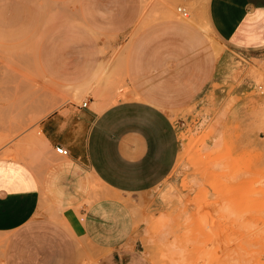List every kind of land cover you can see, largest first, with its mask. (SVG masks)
Masks as SVG:
<instances>
[{
  "label": "crops",
  "instance_id": "1",
  "mask_svg": "<svg viewBox=\"0 0 264 264\" xmlns=\"http://www.w3.org/2000/svg\"><path fill=\"white\" fill-rule=\"evenodd\" d=\"M180 16L164 0H0V53L17 65L15 76L89 95L62 102L46 92L33 108L40 141L31 142L46 153L69 149L41 178L0 156V237H8L0 264H150L132 249L133 204L159 213L167 202L158 190L172 205L181 196L182 141L170 111L208 119L230 109L240 94L228 87L238 81V56L264 61L246 56L264 49V0H208L204 19ZM246 103L252 108L240 117L231 109L226 120L240 126L243 147L253 141L264 152V98ZM43 195L83 246L47 215L34 219Z\"/></svg>",
  "mask_w": 264,
  "mask_h": 264
},
{
  "label": "rangeland",
  "instance_id": "2",
  "mask_svg": "<svg viewBox=\"0 0 264 264\" xmlns=\"http://www.w3.org/2000/svg\"><path fill=\"white\" fill-rule=\"evenodd\" d=\"M207 2L164 0L176 12L177 6L187 8L190 12L187 19L191 20L204 19ZM208 35L217 47L218 41L209 29ZM246 54L264 57V49ZM7 58L0 55V156L18 158L13 153H5L7 150L3 153L6 148L24 154V158L18 159L41 178L50 164L67 157L55 150L46 153L43 142L29 141L31 134L39 133L40 114H35L33 108L46 92L59 96L62 102L69 99L83 102L89 95L86 92L79 96L63 95L35 74L15 76L21 72ZM238 59L234 63L238 81L229 83L228 87L229 95L236 91L240 94L230 109L214 108V113H208V119L206 113L194 116L192 109L183 117L177 115L178 111H170L182 141L176 170L181 196L172 205V195L158 190L167 202L164 211L159 213L142 202L133 204L135 226L131 248L150 264H264V152L256 149L253 141H244L248 146L243 147L240 126L233 125L231 119L226 120L231 109L233 112L237 108L240 117L244 114V105L252 108L246 103L248 98H264V61L253 63V59L242 56ZM257 74L263 80L257 82ZM188 114L190 117L186 118ZM255 134L258 136L259 132ZM62 213L63 210L43 195L34 219L47 215L66 229L78 246H83L84 240L76 236L74 223L61 221ZM7 238L0 237V252Z\"/></svg>",
  "mask_w": 264,
  "mask_h": 264
},
{
  "label": "built area",
  "instance_id": "3",
  "mask_svg": "<svg viewBox=\"0 0 264 264\" xmlns=\"http://www.w3.org/2000/svg\"><path fill=\"white\" fill-rule=\"evenodd\" d=\"M177 11L182 17H189L190 16V12L183 6H179L177 8ZM86 104H87V102H84V105H86ZM55 151L58 154H60L62 156H65V157H67L69 155V149L64 147V146H62V145L56 146L55 147Z\"/></svg>",
  "mask_w": 264,
  "mask_h": 264
},
{
  "label": "bare ground",
  "instance_id": "4",
  "mask_svg": "<svg viewBox=\"0 0 264 264\" xmlns=\"http://www.w3.org/2000/svg\"><path fill=\"white\" fill-rule=\"evenodd\" d=\"M179 6H177V8H178ZM176 8V9H177ZM187 9V8H186ZM177 13V12H176ZM179 14V13H178ZM54 107V104H52L51 105V107L49 108V109H47V110H50L51 108H53ZM47 112V111H46ZM30 139L32 140V142H37V141H40V137H38V136H30ZM31 140H29V141H31ZM4 153V152H3ZM5 153H13L15 156H17L18 158H20V157H22V158H24V154H21V153H18V151H14V150H12V149H8ZM28 155V154H27ZM233 185V184H232ZM229 187V186H228ZM235 187H237V186H235ZM235 187H233V188H235ZM240 189V188H239ZM234 190V189H233ZM228 192H229V190H228ZM226 193V192H225Z\"/></svg>",
  "mask_w": 264,
  "mask_h": 264
}]
</instances>
